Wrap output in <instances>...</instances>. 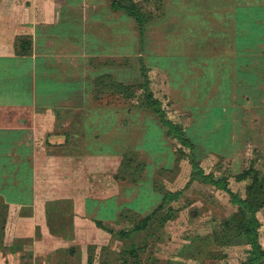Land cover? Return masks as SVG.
<instances>
[{
  "label": "rangeland",
  "instance_id": "obj_1",
  "mask_svg": "<svg viewBox=\"0 0 264 264\" xmlns=\"http://www.w3.org/2000/svg\"><path fill=\"white\" fill-rule=\"evenodd\" d=\"M112 6L137 12L144 36ZM31 14L89 24L70 26L87 29L86 57L78 40L62 50L87 94L72 109L88 112L87 159L41 184L20 225L0 199V264H264V0H0L7 31ZM144 67L193 153L145 110ZM158 207L166 223L134 230Z\"/></svg>",
  "mask_w": 264,
  "mask_h": 264
},
{
  "label": "crops",
  "instance_id": "obj_2",
  "mask_svg": "<svg viewBox=\"0 0 264 264\" xmlns=\"http://www.w3.org/2000/svg\"><path fill=\"white\" fill-rule=\"evenodd\" d=\"M239 9L235 10L236 23L244 18ZM29 19L14 20L8 31L9 20H0V199L13 214L19 211L13 218L18 225L23 212L35 210L41 184L62 186L68 176L61 172L72 161L87 159L83 130L88 112L84 110L78 118L79 112L72 111L86 105L87 94L81 81L72 82L70 60L62 50L70 40H78L86 57L87 29L76 36L70 33V26L77 29V23L80 27L89 24L86 20L76 24L53 20L49 26L33 20V14ZM24 40L30 42L25 52ZM235 47L232 56H246L238 44ZM262 53L264 50L254 55Z\"/></svg>",
  "mask_w": 264,
  "mask_h": 264
},
{
  "label": "trees",
  "instance_id": "obj_3",
  "mask_svg": "<svg viewBox=\"0 0 264 264\" xmlns=\"http://www.w3.org/2000/svg\"><path fill=\"white\" fill-rule=\"evenodd\" d=\"M112 9L114 10V12H121L126 14L127 17L133 19V21L135 22V25L137 27V29L140 32V35L143 37L144 33L146 31V27L148 26V23L144 22L142 17L140 15H138L137 12H135L134 10L131 9H123V8H119V7H115L112 6ZM30 43L27 40L22 41V45ZM143 71V78H144V85H140L138 86V88L142 89L145 88V92H146V96H145V102H143L144 104V108L146 111L151 112L152 114L156 115L161 126L163 127V129L165 130V133L173 139H177L183 146H186L188 148H190V151L193 153L194 152V144L188 139L186 138V133L183 127L181 126H177L170 118H168L167 113L165 108L163 107V104L161 102V100L157 99L154 94L152 93L149 85H150V81L148 80V77L146 75V68L144 67L142 69ZM119 85H121V87H126L125 91H129V90H134V88H136L133 85H126L123 84L121 82L118 83ZM193 155V154H192ZM194 157V156H193ZM195 158V157H194ZM195 169H198L197 166L194 167ZM253 170L247 169L245 170L242 174L238 175L235 177L236 180H244L246 179L247 176H249V174L252 172ZM227 182V181H226ZM228 185V182L226 183V186ZM226 191L228 192L229 195L233 196V193L230 192V190L226 189ZM235 198V197H234ZM235 203L239 206L242 207H246L249 208L250 206H248V204L246 203V201H241L238 198H235ZM250 210H253V208H249ZM161 211V207L156 208L149 216L145 217L142 222L141 225L138 226L137 228H135L134 230L136 231H144L148 224L153 221L155 218H159L162 223H166L167 220L170 219V217H159V213ZM168 211H171V208L168 209ZM254 223V224H252ZM99 226H102V224L99 222L98 223ZM258 222L256 221V218L252 219V222H248L247 223V227H258ZM123 237L127 236L126 233H122L121 234Z\"/></svg>",
  "mask_w": 264,
  "mask_h": 264
}]
</instances>
